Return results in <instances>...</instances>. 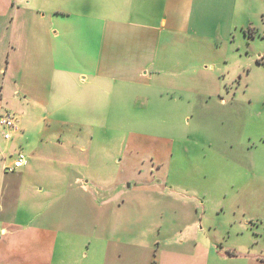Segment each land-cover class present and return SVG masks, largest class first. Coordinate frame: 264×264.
Returning <instances> with one entry per match:
<instances>
[{
	"label": "crops",
	"instance_id": "0c3cea01",
	"mask_svg": "<svg viewBox=\"0 0 264 264\" xmlns=\"http://www.w3.org/2000/svg\"><path fill=\"white\" fill-rule=\"evenodd\" d=\"M241 2L0 0V45L10 70L6 96L25 105L10 138L1 127L0 138L29 145L32 153L8 172L13 153L0 152V264H247L250 254L215 253L214 238L207 243L205 227H197V212L201 222L206 212L198 191L163 198L172 203L143 215L138 197L142 203L175 190L166 174L138 177L134 139L139 97L172 106L178 93L185 109L182 94L196 91L192 80L199 83L196 74L208 69L184 52L229 43L248 12ZM191 41L193 47L186 46ZM226 97L219 105L229 104ZM112 117H127L131 128ZM121 131L127 134L120 147L112 146L108 133ZM170 144L165 153L156 151L162 164L171 162ZM35 160L54 166L34 173ZM147 201L153 206L158 198ZM143 226L160 229L159 238L148 230L151 236L143 238Z\"/></svg>",
	"mask_w": 264,
	"mask_h": 264
},
{
	"label": "rangeland",
	"instance_id": "374dc122",
	"mask_svg": "<svg viewBox=\"0 0 264 264\" xmlns=\"http://www.w3.org/2000/svg\"><path fill=\"white\" fill-rule=\"evenodd\" d=\"M241 6L248 12L239 16V25L229 43L221 44L216 51L184 52L187 60L205 61L208 69L196 74L199 83L192 80L196 91L182 94L188 100L185 109L177 102L178 93L174 94L176 103L172 106L158 98L151 97L148 101L144 96L139 97V131L134 138L138 143V177L166 174L168 186L172 185L175 191L172 195L164 192L160 196H148L142 203L138 197V207L142 205L143 215L155 210L159 213L164 205L172 203L163 198L183 199L198 191L203 195L198 198L206 212L203 222L197 212V227H205L208 244L214 238L215 253L230 252L238 257L250 254L247 264H264V0H242ZM193 44L191 41L186 46L193 47ZM179 51L178 48L173 51L174 60ZM7 55L5 46L0 45V112L19 116L25 109L21 105L23 101L9 100L6 96L10 74ZM226 96L231 97L229 104L219 105ZM126 118L112 117V123H127L129 129V119L124 122ZM126 132L108 133L112 146L120 147ZM170 142L174 143L171 162L162 164L156 153H165ZM1 151L6 156L9 152L32 156L29 145L11 146L0 138ZM53 166L54 163L46 166L35 160L32 171L39 173ZM109 166L115 171L118 169L113 163ZM156 198L158 203L153 206L147 201ZM4 203L0 201V206ZM188 214L185 212L184 217ZM162 216L159 214V222ZM172 217L170 214L166 225ZM138 230L143 238L151 236L145 230L157 237L161 232L145 226ZM149 241V247L155 251V244Z\"/></svg>",
	"mask_w": 264,
	"mask_h": 264
},
{
	"label": "built area",
	"instance_id": "2783aa9c",
	"mask_svg": "<svg viewBox=\"0 0 264 264\" xmlns=\"http://www.w3.org/2000/svg\"><path fill=\"white\" fill-rule=\"evenodd\" d=\"M0 127L2 129V136L4 139H9L11 136L10 131L13 129H16V119L15 115L13 116L9 112H3L0 113ZM11 157H14L12 160L11 165H6L4 167L5 171H14L15 169H18L23 166L25 156L21 153H17L15 155H11Z\"/></svg>",
	"mask_w": 264,
	"mask_h": 264
}]
</instances>
